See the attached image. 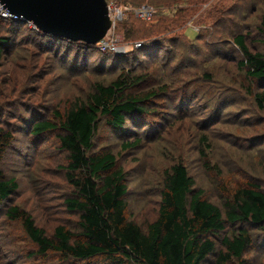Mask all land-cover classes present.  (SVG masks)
I'll return each instance as SVG.
<instances>
[{
	"label": "rangeland",
	"instance_id": "rangeland-1",
	"mask_svg": "<svg viewBox=\"0 0 264 264\" xmlns=\"http://www.w3.org/2000/svg\"><path fill=\"white\" fill-rule=\"evenodd\" d=\"M239 1L143 0L137 7L106 0L112 27L102 43L115 51L104 52L42 37L30 24L0 18V130L12 139L0 172L18 186L0 205V264H71L55 255L31 258L35 245L5 212L17 207L48 236L58 226L76 231L78 215L65 205L72 190L61 133L37 137L30 129L55 121V113L86 102L95 85L107 86L123 73L145 78L127 93L155 96L146 102L145 114L128 115L122 129H112L101 117L93 146L111 153L123 173L128 220L145 228L156 218L165 171L175 163L185 166L194 189L219 208L235 188L264 192V104L255 100L264 94V83L245 79L231 36L222 24L213 25L221 17L234 20L249 48L264 53L259 34L264 0L248 19L228 14ZM210 31L218 37L214 41ZM197 34L203 39L196 40ZM244 228L252 243L242 263L233 264H264V227ZM237 230L228 226L214 235L217 249L223 236ZM74 264L108 263L96 258Z\"/></svg>",
	"mask_w": 264,
	"mask_h": 264
},
{
	"label": "trees",
	"instance_id": "trees-1",
	"mask_svg": "<svg viewBox=\"0 0 264 264\" xmlns=\"http://www.w3.org/2000/svg\"><path fill=\"white\" fill-rule=\"evenodd\" d=\"M120 1L143 5V0ZM260 1L240 0L228 14L248 19L257 11ZM217 21L213 25L222 24L224 34L231 36L233 47L241 54L237 67L244 71L245 79L263 84L264 53L249 48L245 34L237 33L240 27L234 20L221 17ZM259 34L264 37V16L259 21ZM210 38L214 41L218 37L210 31ZM200 39L203 35L197 34L196 40ZM143 80V75L120 74L107 86L95 85L86 102H75L63 114L55 113V121L43 120L32 125L33 136L54 130L61 133L58 143L67 155L65 176L72 190L65 205L78 215V222L75 232L58 226L48 236L27 213L17 207L8 208L7 219L19 221L36 247L31 258L55 255L71 264L96 258L108 264H205L209 257H216L214 264L242 263L252 243L244 227H264V192L257 187L235 188L219 208L204 199L203 191L194 189L195 182L185 166L175 163L165 171L156 218L145 228L127 219L123 173L115 169L116 160L111 153L94 151L93 140L101 117L117 130L123 128L128 115L145 114V104L155 92H126ZM255 100L262 107L264 94H257ZM11 142L10 135L0 130V163ZM17 187L13 178H5L0 172V205ZM228 226L238 230L223 236L222 249L218 250L212 237Z\"/></svg>",
	"mask_w": 264,
	"mask_h": 264
},
{
	"label": "water",
	"instance_id": "water-1",
	"mask_svg": "<svg viewBox=\"0 0 264 264\" xmlns=\"http://www.w3.org/2000/svg\"><path fill=\"white\" fill-rule=\"evenodd\" d=\"M13 18L43 35L96 46L110 28L106 0H0Z\"/></svg>",
	"mask_w": 264,
	"mask_h": 264
},
{
	"label": "built area",
	"instance_id": "built-area-1",
	"mask_svg": "<svg viewBox=\"0 0 264 264\" xmlns=\"http://www.w3.org/2000/svg\"><path fill=\"white\" fill-rule=\"evenodd\" d=\"M108 12H109V8H108ZM110 16V14H109ZM143 19L146 18L145 16H141ZM0 18L2 19H15L13 17H11L0 5ZM111 19V18H110ZM16 20V19H15ZM96 48L101 51H115V48L113 46H111L110 44H106V43H102V41H100L99 43H97Z\"/></svg>",
	"mask_w": 264,
	"mask_h": 264
}]
</instances>
